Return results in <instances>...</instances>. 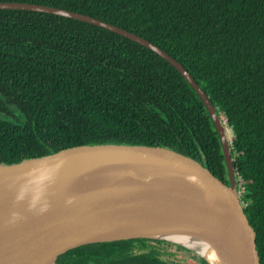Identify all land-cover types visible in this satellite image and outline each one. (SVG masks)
I'll return each mask as SVG.
<instances>
[{
  "label": "trees",
  "instance_id": "obj_1",
  "mask_svg": "<svg viewBox=\"0 0 264 264\" xmlns=\"http://www.w3.org/2000/svg\"><path fill=\"white\" fill-rule=\"evenodd\" d=\"M0 2L93 17L181 63L231 130L241 199L264 264V0ZM109 143L176 150L227 183L213 120L172 64L90 23L0 10V166ZM164 246L208 264L182 246L149 239L85 245L57 264H185L163 254Z\"/></svg>",
  "mask_w": 264,
  "mask_h": 264
},
{
  "label": "water",
  "instance_id": "obj_2",
  "mask_svg": "<svg viewBox=\"0 0 264 264\" xmlns=\"http://www.w3.org/2000/svg\"><path fill=\"white\" fill-rule=\"evenodd\" d=\"M43 12L90 23L131 39L168 61L207 108L225 158L227 183L205 163L167 147L83 146L0 166V264H57L64 253L96 244L169 233L211 245L208 264H261L245 213L225 122L196 79L148 40L93 17L54 7L0 2V10Z\"/></svg>",
  "mask_w": 264,
  "mask_h": 264
},
{
  "label": "bare ground",
  "instance_id": "obj_3",
  "mask_svg": "<svg viewBox=\"0 0 264 264\" xmlns=\"http://www.w3.org/2000/svg\"><path fill=\"white\" fill-rule=\"evenodd\" d=\"M165 237L178 243L184 244L203 256H208L209 250L211 248V245L208 242L202 241L188 234L169 233Z\"/></svg>",
  "mask_w": 264,
  "mask_h": 264
},
{
  "label": "rangeland",
  "instance_id": "obj_4",
  "mask_svg": "<svg viewBox=\"0 0 264 264\" xmlns=\"http://www.w3.org/2000/svg\"><path fill=\"white\" fill-rule=\"evenodd\" d=\"M227 128V134H228V137L231 139L232 138V134H231V130L230 128L226 127ZM240 183V182H239ZM239 189H240V185H239ZM242 191L240 189V196L242 197ZM244 203V202H243ZM245 205V204H244ZM141 247L139 246L137 248V250H139ZM142 250V249H140ZM161 251L163 252V254L165 255H168L169 254V257L172 259V260H175V261H181L182 263L185 262V264H201L198 260H195L193 259V257L190 255V254H185L184 252H181V251H178L175 247H172V246H164V247H161ZM162 254V255H163ZM197 255L198 257L201 258L200 255H198L196 252L193 251L192 255ZM172 255V256H171ZM164 257V256H162Z\"/></svg>",
  "mask_w": 264,
  "mask_h": 264
},
{
  "label": "flooded vegetation",
  "instance_id": "obj_5",
  "mask_svg": "<svg viewBox=\"0 0 264 264\" xmlns=\"http://www.w3.org/2000/svg\"><path fill=\"white\" fill-rule=\"evenodd\" d=\"M225 122V121H224ZM226 126V125H225ZM227 127V126H226Z\"/></svg>",
  "mask_w": 264,
  "mask_h": 264
}]
</instances>
